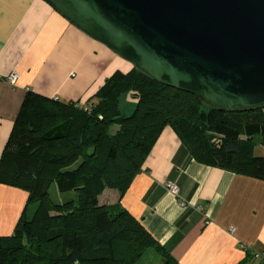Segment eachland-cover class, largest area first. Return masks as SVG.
I'll return each instance as SVG.
<instances>
[{
  "label": "trees",
  "instance_id": "16d2710c",
  "mask_svg": "<svg viewBox=\"0 0 264 264\" xmlns=\"http://www.w3.org/2000/svg\"><path fill=\"white\" fill-rule=\"evenodd\" d=\"M167 127L198 163L264 180L254 153L264 110L220 112L135 68L116 72L86 106L29 91L0 159V183L29 195L13 234L0 236V264H139L149 251L178 264L119 204L99 205L106 189L128 192ZM53 184L77 198L53 204Z\"/></svg>",
  "mask_w": 264,
  "mask_h": 264
},
{
  "label": "crops",
  "instance_id": "0c3cea01",
  "mask_svg": "<svg viewBox=\"0 0 264 264\" xmlns=\"http://www.w3.org/2000/svg\"><path fill=\"white\" fill-rule=\"evenodd\" d=\"M133 68L45 1L0 0V159L29 91L86 106L116 72ZM12 74L15 87L5 80ZM28 196L0 183V236L13 234ZM118 204L178 264H264L253 257L264 253V180L198 163L170 127L128 192L106 189L99 198ZM156 254L163 264L164 252Z\"/></svg>",
  "mask_w": 264,
  "mask_h": 264
},
{
  "label": "water",
  "instance_id": "95a60500",
  "mask_svg": "<svg viewBox=\"0 0 264 264\" xmlns=\"http://www.w3.org/2000/svg\"><path fill=\"white\" fill-rule=\"evenodd\" d=\"M147 78L225 113L264 110V0H43Z\"/></svg>",
  "mask_w": 264,
  "mask_h": 264
},
{
  "label": "rangeland",
  "instance_id": "374dc122",
  "mask_svg": "<svg viewBox=\"0 0 264 264\" xmlns=\"http://www.w3.org/2000/svg\"><path fill=\"white\" fill-rule=\"evenodd\" d=\"M131 97L129 98L128 96L122 99V107L125 111L130 112L131 111V105H130V100ZM130 110V111H129ZM118 127H113L112 133L115 134L118 131ZM263 141V138L258 136L255 138V142L257 143L256 148H255V156L257 157H264V145H261ZM50 198L52 203H64L67 200L71 199H76L77 198V193L74 192H69L65 194H60L58 192L56 184H53L51 189H50ZM37 203V202H36ZM34 203L35 207L38 206V204ZM33 213V212H32ZM32 213H30L32 215ZM30 215V216H31ZM51 216H54V211L50 212ZM139 264H161V257L156 254L154 251H149L139 262Z\"/></svg>",
  "mask_w": 264,
  "mask_h": 264
},
{
  "label": "built area",
  "instance_id": "2783aa9c",
  "mask_svg": "<svg viewBox=\"0 0 264 264\" xmlns=\"http://www.w3.org/2000/svg\"><path fill=\"white\" fill-rule=\"evenodd\" d=\"M3 78L0 77V80H2ZM5 80L12 86H16L18 84V76L16 74H12L8 77L5 78ZM168 191L170 194L174 195V196H178L179 194V189L178 186L174 183H169L167 185ZM253 257L256 259H262L264 262V253H253Z\"/></svg>",
  "mask_w": 264,
  "mask_h": 264
}]
</instances>
